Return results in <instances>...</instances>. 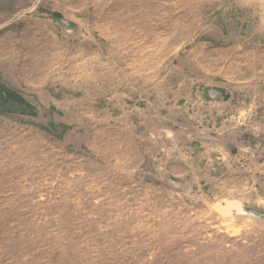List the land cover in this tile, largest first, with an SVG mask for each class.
Masks as SVG:
<instances>
[{"label":"rangeland","instance_id":"rangeland-1","mask_svg":"<svg viewBox=\"0 0 264 264\" xmlns=\"http://www.w3.org/2000/svg\"><path fill=\"white\" fill-rule=\"evenodd\" d=\"M0 264H264V0H0Z\"/></svg>","mask_w":264,"mask_h":264}]
</instances>
